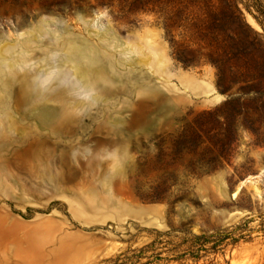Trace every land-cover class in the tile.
Listing matches in <instances>:
<instances>
[{
    "label": "rangeland",
    "instance_id": "obj_1",
    "mask_svg": "<svg viewBox=\"0 0 264 264\" xmlns=\"http://www.w3.org/2000/svg\"><path fill=\"white\" fill-rule=\"evenodd\" d=\"M0 264H264V0H0Z\"/></svg>",
    "mask_w": 264,
    "mask_h": 264
},
{
    "label": "trees",
    "instance_id": "obj_2",
    "mask_svg": "<svg viewBox=\"0 0 264 264\" xmlns=\"http://www.w3.org/2000/svg\"><path fill=\"white\" fill-rule=\"evenodd\" d=\"M231 102H227L225 105H229ZM207 120L213 121L215 124H220L221 117H204ZM222 123V122H221ZM191 134L189 136V144L191 146V150L196 155V153L204 146V140H203V129H202V123H200L199 129L191 127ZM208 134V132H206ZM216 142L221 143L222 147L225 146V143L223 140L219 139V137H216ZM206 150H209V148H206ZM195 242L199 244L201 247L205 245L204 237H196ZM198 258V257H197Z\"/></svg>",
    "mask_w": 264,
    "mask_h": 264
}]
</instances>
